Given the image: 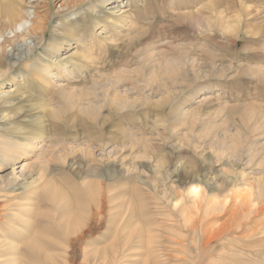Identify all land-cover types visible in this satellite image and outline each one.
I'll return each instance as SVG.
<instances>
[{"label": "rangeland", "instance_id": "rangeland-1", "mask_svg": "<svg viewBox=\"0 0 264 264\" xmlns=\"http://www.w3.org/2000/svg\"><path fill=\"white\" fill-rule=\"evenodd\" d=\"M91 1V5L97 6L98 14L100 13L101 16L102 14L108 15L106 9H103L97 0ZM126 1L123 0L124 7L120 11L121 13L119 12L118 14L128 11V14L133 15V19H130L131 21L128 20L127 23L120 21L116 27L107 25V30L100 29L97 26L85 31L88 36L87 42L92 45L93 61L96 66L86 67V69L84 68L85 70L79 71V69L77 70V68L73 67L74 63H69L71 69H74L76 73L74 79L60 75L53 76L52 81H44L46 84L44 85L43 83L42 87L34 84L35 86L31 85L32 87L28 90L29 92L32 89L33 92L30 91V95H34V98L44 97L47 102L49 101V106L51 105L49 108H52L51 110L55 111L58 116L57 119L48 118V123H45L48 129L46 127L45 131L46 133L48 132L47 136L49 137L46 139L47 141L45 140L46 142L41 143L39 146H53L51 141H56L59 137H62L65 140L66 148H74L73 154L67 155L65 161L53 158L54 161L51 163V168L44 176V179L51 178V176L54 177V186L66 193L72 200L75 212H70L75 213L76 216L88 212L93 205L96 207L95 203L92 202L91 193L90 195L88 193L87 186H92V194L95 195L97 193V182L108 181L109 177L106 176V172L109 167L118 166V169L122 167V164L114 162L115 146L109 142L114 136H119L120 131L131 130L135 133L139 132L140 129H145L147 132L151 131L148 133L152 139L151 149L149 150L151 154H154V158L150 154V156L143 158L144 161L154 169L161 157L165 161L167 160V166L163 172L170 178L165 182L153 181L154 183H148L146 181V185H141L146 191L142 190V192L134 193L132 201L130 200L128 203L126 201L128 196H126V199L123 196L124 190L136 188L134 183L130 184L124 179L116 178L106 183L114 184L110 185V187L118 191V198L111 200L112 197H110L108 202L109 212L106 213V218L102 225L96 227L94 224L91 226L92 232L88 238L83 243L78 242L75 244L77 257L74 264L81 263L80 253L82 248L86 247L95 250V248H102V245L107 241H112L115 235L116 221L120 215L119 206L123 202L128 206L134 207L133 209L137 211L140 203H147V201L151 203L161 202L163 201L160 200L162 196L169 198V200L170 198L173 199L175 198L174 189L182 186V183L183 186H188L176 175V166L193 170L195 173L199 172L194 183L206 187L209 192L213 193V197L220 201L225 200L226 191L232 188L230 185L232 181H237L239 185L244 181L249 182L248 184L254 185L251 191L257 195H261L264 192V184H258L254 181L255 178L264 175V77L260 76L263 72L260 74V71L258 73L257 70L263 68L264 71V0H130L131 3L128 2L127 4ZM62 3L63 0H52L48 7H39L38 12L40 16L45 15L48 11L56 13ZM116 3L117 1L111 0L106 3L109 5L107 8ZM89 7L90 5H85L84 9ZM193 7L196 9H193ZM180 8H191V11L198 10L200 13H204L203 15L207 14L209 17L211 16L216 26L211 30H205L203 27V30L195 28L188 21L176 15L178 12L176 10ZM260 9L262 10L261 13H257L260 12L258 11ZM80 12L82 11L79 10L77 15L71 14L67 17H62L58 14L59 20L55 16L49 23L47 44L52 32L54 33L53 27L58 22L66 19L74 22L76 18H80ZM250 15L254 19L250 18ZM114 18L116 19V17ZM222 22L232 24L236 29L235 34L219 29V24H222ZM251 29L253 32L250 31ZM99 32L103 34L98 35ZM259 32L261 33L259 34ZM233 42H237L236 47ZM133 43L139 46V53L136 51L132 52ZM75 45H73L74 47H72L73 50L71 51H67L69 47H65L61 51L62 58L68 59L75 51H81ZM10 50L11 48L8 49L11 56L12 52ZM185 51L187 52L185 53ZM183 57L187 58L184 59ZM73 58L76 62L81 61L77 56H73ZM195 59L196 64H200L201 67L204 66L202 76L198 80L193 79L191 75V65ZM146 60L150 61L149 65L146 64ZM31 62H35V60H31ZM169 62L175 66V70L182 72L185 70L187 77L190 80L193 79L191 86L180 91L174 89L175 84L171 87L164 86L158 89V85H160L158 83L161 82L160 77L162 75L169 76L168 71L164 68L160 69V67H167ZM183 65L186 66L185 69ZM153 67L155 68L154 70L158 68V71H153ZM187 67L188 70L186 71ZM210 68H224L226 71L220 75L208 76L205 72L207 71L206 69ZM120 69L123 70L121 71ZM116 71L122 73L127 71L125 73L127 77L117 85L116 94L133 90V85L136 84L144 88L146 93L151 95L152 98L147 103H145L146 101H141L144 104L137 110H125L121 114L110 118L107 103L103 101L102 97L97 96V93L94 94L92 91L94 88L99 89V91L101 89L104 91L108 88L111 82L115 80L117 74H119ZM197 71L199 72V70ZM54 72L56 73V71ZM173 73L176 72L174 71ZM15 80L6 81L3 88L7 91L18 93V86L22 82V77H18ZM63 88H67L66 91ZM73 89L83 94L90 93L88 97L93 101L84 100L86 96H84L85 98L81 97V107L86 108L91 103L94 107L92 111L84 112L80 108H72L69 105L68 97L66 96ZM128 95L131 96L130 93ZM63 97L64 99H62ZM27 98V96H24L23 101ZM31 112V115L35 113L40 115L42 110ZM123 114L125 117L121 120ZM260 115L261 117L263 116V122H261ZM258 118H260V121ZM107 120H110V122ZM20 123V127L28 125L23 122ZM257 124L263 128H258ZM130 125L132 126L129 128L128 126ZM54 128L56 131L59 129V131L56 132ZM56 137L58 138L56 139ZM225 137H227L226 140L229 139V143H223ZM216 138L218 141H216ZM14 139L12 140L14 141ZM102 144L104 147H101ZM88 145L90 146L89 151L86 149ZM219 154L220 156H218ZM34 155L30 154L21 157L14 166L7 165L4 171L0 172V183L4 182L3 177L11 175L13 169L15 173L21 174L26 161L29 165L35 163L37 159ZM82 155L87 157L83 160L81 158ZM109 158L111 159L109 160ZM126 164L127 167L130 166V162ZM184 169L180 171L181 174ZM36 171L38 170L35 169L29 174L30 176L27 175L23 183L36 179L39 176V172ZM27 172L28 168L25 173ZM151 174L152 172L147 171L145 177ZM185 176L188 178V172L181 178L184 181H188L189 179H185ZM227 181L228 184H226ZM18 192L13 194H20V191ZM40 193L42 194L41 190L38 191L39 195ZM6 196L1 198L2 201L4 200L3 202L0 199V207H3L2 210L4 211L9 210L10 208L8 207L10 205L19 201L15 200V195ZM40 196H42L43 201L39 205L37 203L36 213L55 212L53 205L46 202V195L43 196L42 194ZM56 214H58L59 218H63L66 215L62 212ZM172 214L173 221L169 223H166V216L169 213H148L144 218L143 216L137 217L138 221H143L142 223L146 229L154 228L157 230L160 240L163 242L157 248L164 245L161 251H156L155 249L154 252L151 251L149 254L150 251L147 244L139 246L130 243V245L125 246L121 243V238H119L115 244L116 246L113 244L115 247H111L105 252H100L91 264H125L123 263L124 260L129 258L125 257L133 253L139 254L137 261H132L134 264L135 262L136 264H194L197 261H200L199 264H264V210L253 217L249 223H246L249 229L256 232L255 236L249 241L233 243L230 247L227 245L228 247L226 246L225 248L216 244L214 245L216 251L209 249L205 252L196 251L191 248L193 246L190 243H186L183 247L169 244L168 241L172 237L183 236L184 240L187 238L189 241L191 240L187 231L178 230L181 227L176 222L178 215L176 213ZM198 215L196 219L201 220L204 213H199ZM226 218L227 216L225 215L217 216L207 220L209 222L205 221V223L207 222L206 224L214 226L217 222L219 224ZM148 221L154 222L152 224L153 227L148 225ZM39 231L46 232V234L53 233L57 240L64 238L57 222L43 221L40 227L36 226L33 232L38 233ZM147 234V231H144L142 236L146 238ZM179 250L186 254L180 253ZM125 253L127 254L125 255ZM160 253H162V256ZM180 254L186 260L179 259L178 256H181ZM207 255L208 257H206ZM114 256L118 257L115 261L113 259ZM238 256L241 257L239 258ZM121 258L124 260H121ZM33 264L45 263L37 258L36 263Z\"/></svg>", "mask_w": 264, "mask_h": 264}, {"label": "bare ground", "instance_id": "bare-ground-1", "mask_svg": "<svg viewBox=\"0 0 264 264\" xmlns=\"http://www.w3.org/2000/svg\"><path fill=\"white\" fill-rule=\"evenodd\" d=\"M51 1L52 0H0V106L2 107H0V172L4 171V168L7 165L14 166L15 163L23 156L35 154L34 156H36L37 159L35 160V163L32 162L33 164L31 165H29V163L26 161L23 165L21 174L15 173V170L13 169L11 175L3 177L4 182L0 183V199L6 195L12 194L15 195V200H19L13 205L9 204L10 207L8 208L10 209L7 211L2 210L3 207H0V264H33L36 263L37 258L42 260L45 264H74L75 258L77 257L75 254V244L78 242L83 243L86 238H88V236L92 232L91 226H93L94 224L96 225V227L102 225L104 219L106 218V213L109 212L108 202L110 201V197H112L111 200H116L118 198V191L110 187V185L114 184H106L109 180L111 182V180L116 178L124 179L127 181V183L130 184L134 183V186L136 188L124 190L125 193L123 196L125 197V199L126 196H128L126 200L128 203V201H132L134 193L136 194L137 192H142V190H145L141 187V185H146V181L148 183H152L153 181L165 182L168 178H170L163 172V170L167 166V160L165 161L163 157L158 160V163L154 169H152V167L148 165L146 161H144L143 158L147 157L148 155L150 156L151 154V151L149 149H151L150 147L152 144V139L150 138L151 135H148V133L151 131L147 132L145 131V129H140V131H137L136 133L131 130H122L120 131L119 136L112 135L114 137L111 138L109 142H111L115 146L114 162L116 164H122V167L120 169L117 168L118 166L113 168L109 167L106 172V176L109 177L108 181L102 180L97 182V193L95 195L92 194V186H87L88 193L89 195L91 193V196L93 198L92 202H94L96 205L95 207L92 204L93 207H90L88 212H85L84 214L78 216H76L75 213L70 212L74 211L75 208L69 196L54 186V177L51 176V178H47L46 180L44 179V176L51 168V163L54 161L53 158H59L61 161H65L67 159V155L73 154L74 148H66L65 140L62 139V137H56V139L58 138V140L55 139L57 142L51 141L53 146H39L41 143L46 142V139L49 137L47 136L48 132L46 133L45 131V128L47 127V124L45 123L47 122L48 118L57 119L58 116L55 111L51 110L52 108H49L51 106H49V101L47 102L44 97H38V99L34 98V95H30V91H32V89L29 91L30 93L28 92L29 88L32 87L31 85L35 86L34 84H38L42 87L44 81L53 79V76L56 77L60 75L65 78L74 79L76 77V73L74 69H71L69 63H74L73 67L77 68V70L79 69V71H82V69L84 68L86 69V67L96 66V63L93 61L92 45L88 44V36L87 32L85 31H88L92 27L95 28L97 26H99L100 29L107 30V25L116 27L118 22L120 23L121 21L127 23V21L130 20L133 16L128 14V11L123 12L122 14H118L124 7L123 0H114L117 1V3L111 5L110 8H107L109 5H107L106 3L110 2L111 0H97V2L101 4L103 9H106L108 15L102 14L101 16L100 13L98 14L97 6L91 5V0H63V3L61 4L58 12L50 13V11H48L45 15L40 16L38 12L39 7H48L51 4ZM128 2H130V0H127L126 4ZM85 5H90V7L88 9H84ZM194 8L195 7H193V9ZM190 9H177L176 11L178 12L176 13V15L184 19L185 21H188V23H190L195 28L202 29L203 27V29L205 28V30H211L216 26L211 16L209 17L207 14L203 15L204 13L202 14L198 10L191 11ZM79 10L82 11L79 15L80 18H76L74 22L66 19L64 21L58 22L57 25L53 27L54 33L52 32L50 40L47 44L48 27L52 19L56 16V19L59 20V18L57 17L58 14L62 17H67L71 14L77 15V11ZM258 11L260 12L257 13H261L262 10L260 9ZM114 17H116V19ZM221 17L223 18V16ZM250 18H252L251 15ZM227 21H229V19H227ZM225 23H220L219 29L235 34V27L232 26V24L230 25L229 22L228 24ZM250 31L253 32L252 29ZM260 33L261 32H259V34ZM102 34V32L98 33V35ZM233 43L236 47L237 42ZM74 44H76L75 46L77 48L79 47L81 51H75L74 53H72L71 57L69 55L70 58L68 59L62 58L61 51L64 50L65 47H69L67 51L73 50L72 47H74ZM138 47L139 46L133 43L131 48L132 52L136 51L137 53H139L140 50ZM9 48H11V56L10 52L8 51ZM40 49L41 51H39ZM186 52L187 51H185V53ZM73 56H77L81 61L76 62ZM31 60H35V62L30 63ZM146 62L147 65L150 64L149 60H146ZM191 66L192 78L198 80L202 76L204 66L201 67L200 64H196V59L193 60ZM183 67L185 69L186 66L183 65ZM162 68L168 71L169 76L162 75L160 77L161 82H157L158 84H160L158 85V89L164 86L171 87L173 84H175L174 89L180 91L191 86L193 79L190 80L187 77V75L185 74V70L184 72L175 70V66L172 63L170 64V62L167 67H160V69ZM154 69L155 68L153 67V71L156 72L158 68L156 70ZM259 69H257L258 73L259 71L260 74L263 72L262 75H259L264 77L263 68H261V70ZM187 70L188 67L186 68V71ZM197 70H199V72ZM206 70L207 71L205 73L208 76L220 75L221 73H224L226 71V69L224 68H210ZM54 71H56V73ZM174 71L176 73H173ZM117 72L119 74H117V76L115 75L116 78L113 75L115 80H113L111 82V85L104 90L105 92L102 89L99 91V89L96 88H94V90L92 91L94 94L97 93L96 95L102 97L103 101L107 103L109 108L108 115L110 118H113L115 115L121 114V112H124L125 110H137L141 105L144 104H142L141 101H146L145 103H147V101L150 102L152 98L151 95H148L146 93V90L144 88L136 84L133 85V90H129L124 93L119 92L118 94H116L117 85L121 83L125 77H127L125 74L127 71L125 73L116 71V73ZM18 77H22L23 82H21V84L18 86V93H13L3 88L6 81L8 82L15 80ZM45 84L46 83H44V85ZM63 89H65L66 91L67 88ZM36 91L39 92L38 90ZM164 92L166 91L164 90ZM128 93H130L131 96H129ZM89 94V92L83 94L82 92L73 89L71 92L69 91V95L65 96L68 97L67 99L69 101V105L72 108H80V110L88 112L92 111L94 107L91 103H89L86 108L81 107V97L86 96V98L84 97V100L93 101L90 97H88ZM24 96H27L28 98L23 101ZM62 99H64V97ZM37 110H42L40 115H37L36 113H33L34 115H31V111L37 112ZM124 117L125 115L123 114L121 116V120H123ZM260 118L262 120L263 116L261 117L260 115ZM260 118H258L259 121ZM263 120L261 122H263ZM107 121L110 122V120ZM259 121H257L258 124H260ZM20 122L26 123L28 125H25L26 127H23L24 125H21L22 127H20ZM258 124V128L261 127V125L259 126ZM131 126L132 125L128 127L130 128ZM57 131H59V129H57ZM111 131L113 132V130ZM226 138L227 137L223 139V143L230 142L229 139L226 140ZM12 139H14V141ZM216 141H218V139ZM102 146L103 144L101 145V147ZM86 149L89 151L90 146H86ZM151 155L154 158V154L152 153ZM218 156H220V154ZM85 157L87 156L82 155L81 158L84 160ZM110 159L111 158H109V160ZM127 162H130V166L128 167L126 166ZM27 168L28 172L25 173V171H27ZM35 169L38 170L36 172H39V176L30 182L23 183L24 178H26L27 175L31 174ZM182 169H184L182 166L180 168L176 166L175 173L178 178H180L182 182L188 184V186H183L182 183V186L174 189L175 198L173 199L170 198L169 200V198L165 196H162L163 198L160 196L161 199L159 197L158 198L160 200H163L161 202L157 201L155 203H151L150 201H147V203H140L137 211L133 209L134 207H131L130 205L128 206L125 202H123L119 206L120 215L118 220L116 221L117 225L112 241H107L106 243L103 242L104 244L102 243V248H95V250L86 247L82 248L80 253V258L82 261L80 264H91V262L98 257V254H100V252H105L107 249L109 250L111 247H115V244L117 243L119 238H121V243H123L125 246L130 245V243L139 246L147 244L150 251L149 254L151 253V251L154 252L155 249L156 251H161V249L164 248V245L157 248L158 245L163 243L160 240V236L158 235L157 230L154 228L146 229L142 223L143 221L137 220L140 216H143V218L146 217L148 213H169V215L166 216V223L173 221L172 213H176L178 215V220L176 222L183 228L182 229L181 227H179L178 230L187 231L189 237H191V240L189 241L188 238L184 240L182 238L183 236L172 237L168 241L172 246L183 247L186 245V243H190V245L193 246L191 248L195 249L196 251L200 250L202 252H205L209 249H212V251H216V248H214V245L216 244L221 245L223 248H225L227 245H229L230 247V245H232L233 243H240L247 240L249 241L255 236L256 232L249 229L246 223H249L253 217L263 212L264 192L261 195H257L253 193V191H251L253 190L254 185L248 184L249 182L244 181L239 185L237 184V181H232L230 184L232 188L226 191L227 194L225 196V200L220 201L216 197H213V193L209 192L206 187L196 185L194 183L196 182V177L199 172L195 173L193 170H187V168H185L182 174L184 175L188 172L189 176H187L188 178H186L185 176V179L189 180L184 181L181 179L183 175L180 171ZM147 171L152 172L153 175L151 174L150 176L145 177V174L147 175ZM254 181L258 184H264V175L262 177L260 176L258 178H255ZM226 184H228V181ZM40 190L43 196L46 195V202H49L53 205L55 212L36 213L37 203L39 205L43 201V199L41 198L42 196H40L42 194H38V191ZM18 191H20V194H13ZM59 212L65 213L66 215H64L63 218H59L58 214H56ZM199 213H204L201 220L196 219V216H199ZM223 215L227 216V218L223 222L219 224H217V222L214 226L206 224L207 222H209L207 220ZM135 220L136 222H134ZM43 221H49L52 223L57 222L64 238H59V240H57L53 233L46 234V232L41 231H39L38 233L33 232L34 229H36V226L40 227ZM205 221L207 222L205 223ZM148 222V225L150 227H153L152 224H154V222ZM144 231H147L148 233L146 238L142 236ZM195 237L197 240L195 239ZM180 253L186 254L181 251ZM126 254L127 253H125V255ZM160 254L162 256V253ZM138 257V253H133L130 254V256L128 255L125 257L128 259L124 260L123 258H121V260L123 259V263L125 264H134L132 261L136 260ZM178 257L181 260H186V258H184L182 255ZM206 257H208V255ZM117 258V256H114V261ZM190 262L192 261L190 260ZM199 263L200 261H197L194 264Z\"/></svg>", "mask_w": 264, "mask_h": 264}]
</instances>
